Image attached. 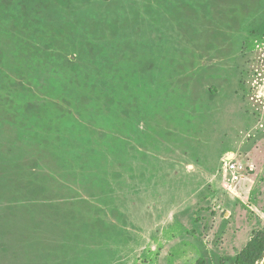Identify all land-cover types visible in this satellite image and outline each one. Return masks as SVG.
Listing matches in <instances>:
<instances>
[{"label":"rangeland","instance_id":"obj_1","mask_svg":"<svg viewBox=\"0 0 264 264\" xmlns=\"http://www.w3.org/2000/svg\"><path fill=\"white\" fill-rule=\"evenodd\" d=\"M258 232L264 0H0V264H234Z\"/></svg>","mask_w":264,"mask_h":264},{"label":"trees","instance_id":"obj_2","mask_svg":"<svg viewBox=\"0 0 264 264\" xmlns=\"http://www.w3.org/2000/svg\"><path fill=\"white\" fill-rule=\"evenodd\" d=\"M264 253V232H258L235 259L234 264H255ZM196 264H207L204 259Z\"/></svg>","mask_w":264,"mask_h":264},{"label":"built area","instance_id":"obj_3","mask_svg":"<svg viewBox=\"0 0 264 264\" xmlns=\"http://www.w3.org/2000/svg\"><path fill=\"white\" fill-rule=\"evenodd\" d=\"M240 167H242V166H238V165L235 163V160L232 159V158H230L229 161H227V162L225 163V170H226L227 172L232 173V175H233L232 180H233V181H237V180L239 179V177H237V176L235 175V173L237 172V170H238Z\"/></svg>","mask_w":264,"mask_h":264}]
</instances>
